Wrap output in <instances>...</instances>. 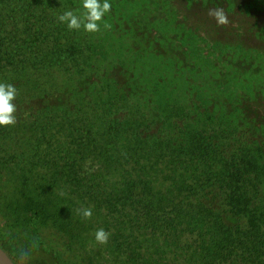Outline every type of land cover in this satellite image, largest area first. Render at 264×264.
Returning <instances> with one entry per match:
<instances>
[{"label":"trees","instance_id":"16d2710c","mask_svg":"<svg viewBox=\"0 0 264 264\" xmlns=\"http://www.w3.org/2000/svg\"><path fill=\"white\" fill-rule=\"evenodd\" d=\"M109 2L89 33L57 19L82 0H0L4 228L57 264H264V0Z\"/></svg>","mask_w":264,"mask_h":264},{"label":"clouds","instance_id":"9594fccd","mask_svg":"<svg viewBox=\"0 0 264 264\" xmlns=\"http://www.w3.org/2000/svg\"><path fill=\"white\" fill-rule=\"evenodd\" d=\"M83 12L80 16L74 14L72 10H67L57 17L61 23H66L69 30H79L83 27L85 32L96 33L100 31L101 21L105 13L111 10L109 0H82ZM207 15L212 17L217 25L225 26L229 23L228 17L222 8H210ZM17 89L12 84L0 83V126H9L16 123V105L12 103L16 99ZM84 219L92 217V209L85 208L82 211ZM110 233L103 228L97 229L94 239L98 244H107Z\"/></svg>","mask_w":264,"mask_h":264},{"label":"rangeland","instance_id":"374dc122","mask_svg":"<svg viewBox=\"0 0 264 264\" xmlns=\"http://www.w3.org/2000/svg\"><path fill=\"white\" fill-rule=\"evenodd\" d=\"M28 232L29 228H4L0 215V243L20 264H57L54 256L42 243V238L39 236L36 243ZM62 236L65 237L64 233Z\"/></svg>","mask_w":264,"mask_h":264},{"label":"water","instance_id":"95a60500","mask_svg":"<svg viewBox=\"0 0 264 264\" xmlns=\"http://www.w3.org/2000/svg\"><path fill=\"white\" fill-rule=\"evenodd\" d=\"M0 264H15L2 247H0Z\"/></svg>","mask_w":264,"mask_h":264},{"label":"flooded vegetation","instance_id":"af4514ba","mask_svg":"<svg viewBox=\"0 0 264 264\" xmlns=\"http://www.w3.org/2000/svg\"><path fill=\"white\" fill-rule=\"evenodd\" d=\"M0 247L5 249V247L1 243H0ZM5 251L11 257V259L14 261L15 264H20L6 249Z\"/></svg>","mask_w":264,"mask_h":264}]
</instances>
